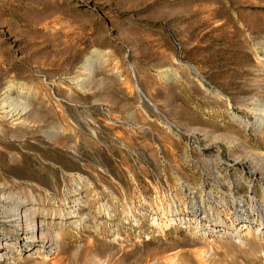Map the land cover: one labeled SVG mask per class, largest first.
I'll return each instance as SVG.
<instances>
[{"label": "rangeland", "instance_id": "374dc122", "mask_svg": "<svg viewBox=\"0 0 264 264\" xmlns=\"http://www.w3.org/2000/svg\"><path fill=\"white\" fill-rule=\"evenodd\" d=\"M262 222L264 0H0V264H264Z\"/></svg>", "mask_w": 264, "mask_h": 264}, {"label": "bare ground", "instance_id": "6f19581e", "mask_svg": "<svg viewBox=\"0 0 264 264\" xmlns=\"http://www.w3.org/2000/svg\"><path fill=\"white\" fill-rule=\"evenodd\" d=\"M6 104V103H5ZM7 106V105H6ZM5 106V107H6ZM4 107V106H3ZM10 108H12V107H10ZM5 111V110H4ZM25 111V110H24ZM6 112H9L10 114H12V115H14V114H18L19 113V111H17L16 110V108H12V110H10L9 111V109H8V111H6ZM23 113V112H22ZM18 219H20V218H18ZM11 221H12V223H17L18 221L16 220V219H10ZM8 222V221H7ZM21 224V223H20ZM262 224H264V222H262ZM245 245H248V246H250V249L248 250V251H242V253H245V255H247L248 257L246 258V260H248V262L250 263V262H257L258 260H259V258H258V254H257V249H256V247H255V245H256V236L255 235H252V234H247V237H246V239H245ZM198 254V253H197ZM201 255V254H200ZM200 255H198L197 257L198 258H196L195 260H194V258H192L193 260H194V263H196V264H224V263H222V262H218V261H215V260H211V258L210 259H207V257L206 256H200ZM206 257V258H205ZM209 258V257H208ZM191 259V256L189 257V260ZM188 260V259H187ZM188 260V261H189ZM187 261V262H188ZM190 263V262H189ZM177 264V263H176ZM233 264V263H232ZM248 264V263H247Z\"/></svg>", "mask_w": 264, "mask_h": 264}]
</instances>
